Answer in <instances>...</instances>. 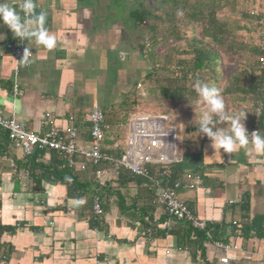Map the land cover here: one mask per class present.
<instances>
[{
    "label": "crops",
    "instance_id": "0c3cea01",
    "mask_svg": "<svg viewBox=\"0 0 264 264\" xmlns=\"http://www.w3.org/2000/svg\"><path fill=\"white\" fill-rule=\"evenodd\" d=\"M35 3L37 10L47 12L45 26L57 45L48 50L34 40L26 41L32 53L30 63L19 67L15 76L16 64L6 44L17 38L0 22V110L5 116L37 135L49 125L63 128L68 117L74 116L80 128L78 147L86 148L90 125L81 119L97 106L111 128L102 152L117 158L126 137L122 119L126 117L127 128L130 116L138 113L132 107L150 106L170 117L183 146L182 135L197 128L196 119L206 105L192 88L193 77L182 83L188 90L184 100L161 101L147 94L150 67L144 48L151 32L148 22L138 20L135 0ZM155 27L153 40L159 55L170 51L173 64L192 59L184 41L171 39L173 25L156 23ZM178 27L174 35L200 34V27ZM254 35L257 45L255 30ZM247 63V58L221 53L216 76L205 75L203 81L219 89L227 112H245L243 123L251 128V116L258 118L253 112L250 115L246 90L237 88L239 71ZM157 74L163 84L172 79L163 66ZM14 76L21 92L18 97L11 92ZM216 127L226 130L228 125L217 121ZM186 135L188 147L184 144L180 152L178 148V154L198 159L181 158L165 168V175L160 166H153L154 172L148 166V171L167 184H181L177 198L206 222L214 240L235 250L225 253L187 223L169 218L148 180L124 170L114 176L105 164L97 167L102 172L99 179L94 175L96 167L86 162V170H76L74 175L92 190L98 184L103 215L95 226L88 194L70 192L67 184L47 177L39 181L28 177L23 165L28 158L8 142H0V226L9 228L0 235V264H218L224 256L229 264H264V154L255 153L251 146L248 151L225 153L212 148L210 139L198 130ZM50 156L46 151L40 161L48 164ZM8 159H14L16 169ZM195 175L200 181L191 178Z\"/></svg>",
    "mask_w": 264,
    "mask_h": 264
},
{
    "label": "built area",
    "instance_id": "2783aa9c",
    "mask_svg": "<svg viewBox=\"0 0 264 264\" xmlns=\"http://www.w3.org/2000/svg\"><path fill=\"white\" fill-rule=\"evenodd\" d=\"M249 15L256 18L255 33L258 39L257 49L260 54L258 70L261 72L264 71V7L258 10L250 9ZM25 47L28 48L26 41H21L18 38L15 43L6 44V49L16 64L15 76L19 67L29 65H22L20 61ZM31 55L30 51L29 58ZM15 76L11 92L14 97H18L21 92ZM137 87L140 89L142 84H138ZM263 90L264 79L259 89L261 96H263ZM262 108L263 102L259 100L253 111L256 119L260 116ZM81 122L90 125L89 146L86 148L78 147L80 128L74 116L68 117V124L63 128L49 125L47 131L37 135L29 131L23 123L5 116L4 112L0 110V131L6 133L9 144L21 152L24 157L30 156L36 151L54 152L65 160L69 169L84 171L87 168L86 162H90L96 167L94 175L99 179L102 177L101 170L97 168L100 164L107 165L114 176H118L124 170L130 175L144 178L150 183L155 199L169 218L187 223L192 230L201 233L204 238L211 241L215 247L223 249L225 253L236 249L234 246L224 245L214 240L206 222L194 215L177 198L176 191L181 187V184L178 182L167 184L149 173L148 166H160L162 175H165V168L177 164L181 159L178 154L179 130L171 123L167 114L136 113L130 116L127 122L124 149L117 158L103 153L101 149L107 133L111 130L110 126L105 123L103 111L95 106L81 119ZM246 129L249 133L257 131L256 127ZM8 163L11 168L15 167L14 159H8ZM191 178L195 182L201 179L199 175ZM193 186V184H184L182 187L193 188ZM91 211L94 220L100 219L103 215L98 194H94L91 198ZM218 264H229V260L224 256L218 260Z\"/></svg>",
    "mask_w": 264,
    "mask_h": 264
},
{
    "label": "trees",
    "instance_id": "16d2710c",
    "mask_svg": "<svg viewBox=\"0 0 264 264\" xmlns=\"http://www.w3.org/2000/svg\"><path fill=\"white\" fill-rule=\"evenodd\" d=\"M135 1L138 6V11H136L138 13V20L148 22L151 32L149 45L144 48L145 58L150 67V72L146 75L145 79V81L149 82L147 94L151 97H157L161 101L184 100L188 97V95L184 96L188 93V90L184 88L182 83L188 77H193V84L195 79H201V74H204L201 80H204L205 75L208 77L216 76L221 53H229L230 56L235 55L237 57H243L244 55L248 63L244 66V70L239 71L240 79L237 81V88L246 90L253 111L256 103L262 100V112L257 120H254L251 116L250 125L256 127L260 134L264 135V90L263 96L259 93L262 80L264 79V71L260 72L258 70V58L260 54L256 44L241 40L248 33L247 23L251 24L250 26L255 30L256 18L249 15L250 9L242 10L239 8L243 0ZM156 23L174 26L171 39L175 42H185L186 53L192 57L190 61L173 64L172 60L168 58L170 51L162 56L159 55L155 41L153 40ZM179 24H188L192 29L200 27V34L189 36H184L183 34L181 36L180 34L174 35L175 30L179 28ZM252 58L254 60L251 63L249 59ZM161 66L168 69L172 74V79L166 80L164 84L157 79V71ZM169 84L172 86L170 87ZM184 91L186 92L183 94ZM193 131H197V128L186 130L185 133ZM0 142H8L5 132L0 131ZM185 147L187 148L188 146L185 144ZM45 152L36 151L26 157V159L28 158V162L23 163L26 167L24 168V174L37 181L42 177H47L67 184L70 192L77 191L84 195L88 194L91 204V198L96 194L98 184L95 183L92 190L89 188V183L79 181L74 175L76 170L69 169L65 164V160L54 152H49L51 155L49 163L43 164L40 159H42ZM181 158V160L187 161L198 159L199 157L197 155L188 156L184 152ZM93 167L95 168V166ZM14 168L16 169V166ZM153 168V166H150L149 170L154 172ZM97 224V221L94 220L93 225L96 226ZM8 230L9 228L0 226V235Z\"/></svg>",
    "mask_w": 264,
    "mask_h": 264
},
{
    "label": "clouds",
    "instance_id": "9594fccd",
    "mask_svg": "<svg viewBox=\"0 0 264 264\" xmlns=\"http://www.w3.org/2000/svg\"><path fill=\"white\" fill-rule=\"evenodd\" d=\"M46 21L47 12L43 9L37 10L35 0H20L18 4L0 0V22L6 25L16 38L29 42L34 40L44 48L52 50L57 45V39L49 33L45 26ZM29 49H24L20 59L22 65L30 63ZM192 88L198 95L199 102L206 105L195 124L198 132L210 139L212 148L231 154L240 149L248 151L251 146L255 153L264 154V135H261L259 130L251 133L247 131L243 123L245 112H227L224 99L214 84L197 78ZM217 121L227 123V129L217 128Z\"/></svg>",
    "mask_w": 264,
    "mask_h": 264
},
{
    "label": "rangeland",
    "instance_id": "374dc122",
    "mask_svg": "<svg viewBox=\"0 0 264 264\" xmlns=\"http://www.w3.org/2000/svg\"><path fill=\"white\" fill-rule=\"evenodd\" d=\"M249 7L252 8V9H255V10L262 9L264 7V0H245V1H241V4H240L239 8L242 9V10H247V9L249 10L250 9ZM247 24H248L247 25L248 33L246 34V36L244 38L246 39V41L248 43L255 44L256 43V38H255V35H254V30L252 29V26H250L251 24H249V23H247ZM243 58L246 59V57H244V55H243L242 59ZM249 60L252 63V61L254 59L252 58V59H249ZM132 109L134 111H137L138 113H144V114H150V115L158 114L159 111L161 110L159 108H152L150 106H144V108H134V107H132ZM251 110H252V106H251ZM252 112H253V110L251 111L250 115H252ZM125 130L127 131V128H126V117H124L122 119V122H121V131L125 132ZM177 134H178V132H177ZM178 136H180V135L178 134ZM182 138L184 139V144L188 142V136L186 134H183ZM122 141H123V139L120 140V144L121 145L123 144ZM184 144H183V146H182V144L178 145L179 152L181 151V148L184 147Z\"/></svg>",
    "mask_w": 264,
    "mask_h": 264
}]
</instances>
